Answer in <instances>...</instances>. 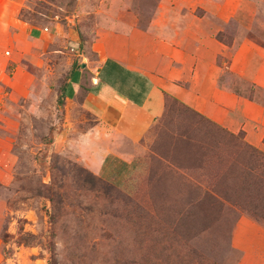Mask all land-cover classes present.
Wrapping results in <instances>:
<instances>
[{
    "label": "rangeland",
    "instance_id": "1",
    "mask_svg": "<svg viewBox=\"0 0 264 264\" xmlns=\"http://www.w3.org/2000/svg\"><path fill=\"white\" fill-rule=\"evenodd\" d=\"M159 1H24L21 19L51 27V35L32 41L23 34L1 47L0 264H264V254L245 253L250 233L235 232L242 216L264 227L263 158L249 159L241 148L220 143L212 125L166 96L163 113L138 144L126 187H118L89 167L95 138L87 134L99 122L78 104H57L72 63L94 66L106 31L148 29ZM179 1L181 7L190 3ZM175 23H166L168 36L195 46V29L182 32ZM202 27L203 40L222 28L232 43L215 56L222 68L218 86L247 92L251 75L228 67L242 41L264 49V0H243L226 23L207 15ZM151 42L140 55L151 61L152 72H174L169 45ZM189 72L186 64L183 80ZM260 88L255 94L264 99ZM109 132L99 129L103 136ZM234 134L244 139L243 131ZM240 163L257 166L256 174L234 180Z\"/></svg>",
    "mask_w": 264,
    "mask_h": 264
},
{
    "label": "crops",
    "instance_id": "2",
    "mask_svg": "<svg viewBox=\"0 0 264 264\" xmlns=\"http://www.w3.org/2000/svg\"><path fill=\"white\" fill-rule=\"evenodd\" d=\"M24 1L0 0V60L2 45L18 40L20 35L25 34L32 41L51 35V27L41 28L17 17ZM242 1L190 0L188 5L181 7L178 4L182 1L174 0L177 5L171 6L169 0H160L148 29L134 28L127 35L108 31L102 34L95 65L84 61L77 63L69 71L64 91L67 105L78 104L100 124L87 134L95 138L90 146L89 157L94 161V165H89L91 170L118 187H126L138 144L163 113L167 95L228 131H243L245 141L264 152V106L218 86L217 77L222 68L214 64L215 56L228 49L215 38V33L222 28L212 31L205 40L199 33L207 15H214L226 23L234 17ZM195 9H200L201 15L194 14ZM170 20H175V28L177 26L182 32L195 29L192 39L197 44L190 47L184 37L168 36L166 23ZM148 40L157 45H169L167 54L173 61L174 72L162 77L152 72L151 61L140 55V49ZM252 59H255L254 65ZM186 64H189V78L183 80ZM228 68L240 76L251 75L255 84L264 87V49L253 41L247 39L238 45ZM101 126L110 131L109 136L99 134ZM102 141L107 145L102 146ZM235 232L250 233L245 235V253L248 251L250 256L264 254V227L260 223L242 216ZM256 232H260L261 237H256ZM251 237L257 241L252 242Z\"/></svg>",
    "mask_w": 264,
    "mask_h": 264
},
{
    "label": "trees",
    "instance_id": "3",
    "mask_svg": "<svg viewBox=\"0 0 264 264\" xmlns=\"http://www.w3.org/2000/svg\"><path fill=\"white\" fill-rule=\"evenodd\" d=\"M22 7L19 9V11L17 12V17L21 19L20 17V11H21ZM23 20V19H22ZM25 21V20H24ZM216 39L220 42H222L223 44H225L226 46H231L232 43L229 42L226 39V35L224 34L223 30H220L216 33ZM77 63L74 61L72 63L71 69L74 68V66ZM70 69V70H71ZM227 72H229L227 70ZM240 82L243 84L247 83L243 78H239ZM220 81H222V79L220 78ZM257 89H261L259 86H257L255 83L251 82L249 83V88L248 91H240L238 89L237 86L232 87V91L237 94V95H241L245 98H247L250 101L256 102V103H263L264 99H260L258 96H256L255 91ZM264 90V89H263ZM65 84L61 87V92L58 94L57 96V104L59 106H63L64 105V97H65ZM167 97H169L167 95ZM164 107H165V102H164ZM191 110V112H193V114H195L196 116H198L199 118H201L202 120H204L205 122L209 123L210 125H212L215 129V131L218 133H220L221 135V140L219 141L220 143H224L227 147H235L236 148H241L240 151H242L245 156H247L249 159H252L254 157H261L264 159V152H262L261 150H259L258 148H256L255 146L249 144L248 142H246L243 138L240 139L239 134H234L230 131H228L227 129L221 127L219 124L215 123L214 121L210 120L209 118L205 117L204 115L200 114L199 112L195 111L194 109H189ZM220 138V137H219ZM240 139V141H238ZM218 140V139H217ZM225 140V142L223 141ZM218 143V142H217ZM240 153V152H239ZM248 166V164H245ZM263 165V164H262ZM241 168V172L240 174H238L234 180H241L243 178V180L250 179L249 176H254L256 174V172L253 171V169H257V166H252L251 168L245 169L242 164L240 163V167ZM260 176L264 177V173H261Z\"/></svg>",
    "mask_w": 264,
    "mask_h": 264
}]
</instances>
